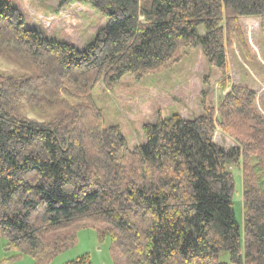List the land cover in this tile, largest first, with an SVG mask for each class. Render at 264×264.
Segmentation results:
<instances>
[{
	"label": "trees",
	"instance_id": "1",
	"mask_svg": "<svg viewBox=\"0 0 264 264\" xmlns=\"http://www.w3.org/2000/svg\"><path fill=\"white\" fill-rule=\"evenodd\" d=\"M57 1L88 5L107 26L79 50L26 27L11 0H0V56L31 72L0 76L6 248L47 264L78 230L92 229L108 239L113 264H264V116L254 91L230 85L227 59L233 39L248 55L239 21L259 19L264 29V0ZM194 48L230 91L194 119L144 124L145 142L129 148L119 126L105 127L93 90L170 68ZM216 130L235 146L216 145ZM65 264L91 262L82 255Z\"/></svg>",
	"mask_w": 264,
	"mask_h": 264
},
{
	"label": "rangeland",
	"instance_id": "2",
	"mask_svg": "<svg viewBox=\"0 0 264 264\" xmlns=\"http://www.w3.org/2000/svg\"><path fill=\"white\" fill-rule=\"evenodd\" d=\"M11 3L23 17L26 27L34 28L52 41L63 42L79 50L91 43L97 32L108 23L105 17L86 4L73 3L63 8L57 0H11ZM244 19L249 20L242 24L239 22L244 37L250 43L258 41L261 54L257 63L252 51L247 53L250 56H245L235 39L231 40V45L227 48L228 78L230 85H234L232 83H236V80L250 83V89L257 93L255 107L264 116V29L261 28L259 19ZM236 68L239 72L234 76ZM30 74V71L0 56V76L22 78ZM221 81L222 76L215 68L206 64L200 49L194 48L186 50V55L170 68H163L140 80L125 77L111 92H104L101 85H98L92 95L96 106L102 111L105 127L119 126L124 132L122 134L128 147L133 148L145 142L141 134L142 125L154 123L158 117L171 115L194 119L199 115L200 109L203 113L204 105L216 106L230 91V88L220 90L218 84ZM24 115L40 122L48 119V116H38L26 111ZM213 142L225 151L235 146L219 130L215 131ZM241 196V179L234 175L231 202L234 220L240 232ZM82 255H88L91 264H113L109 256L108 239L100 240L92 229L78 230L75 243L47 264H65ZM0 264L35 263L30 255L8 250L6 241L0 239Z\"/></svg>",
	"mask_w": 264,
	"mask_h": 264
},
{
	"label": "crops",
	"instance_id": "3",
	"mask_svg": "<svg viewBox=\"0 0 264 264\" xmlns=\"http://www.w3.org/2000/svg\"><path fill=\"white\" fill-rule=\"evenodd\" d=\"M243 20H244V22H243ZM249 20H247V19H242V20H240L239 22H241V24L242 23H245V22H248ZM248 44H249V48H250V51H252L254 54H255V59L257 60V63H258V57L260 56V49H259V47H258V41L256 42V43H253V41H251V43H250V41L248 40ZM262 59V58H261ZM232 68L234 69V66H232ZM232 69V70H233ZM249 70V69H248ZM237 72H239V70H237V68H236V70L233 72L234 73V76H235V74L237 73ZM237 77V76H236ZM238 80H236V83H232V84H234V85H240V86H245V87H248L249 89L251 88L250 87V83H248V82H239ZM249 85V86H248ZM254 92H255V90H253ZM257 94V93H256ZM200 111V113H198L199 115L198 116H200V115H202V113H201V109L199 110ZM146 112V111H145ZM203 112V111H202ZM180 116V115H179ZM196 116V115H195ZM197 116V117H198ZM180 117H182V116H180ZM162 118H165V117H162ZM184 119H190L189 117L188 118H184ZM152 123V122H151ZM146 124H149V123H146ZM143 126V125H142ZM122 132H123V130H122ZM124 133V132H123Z\"/></svg>",
	"mask_w": 264,
	"mask_h": 264
}]
</instances>
